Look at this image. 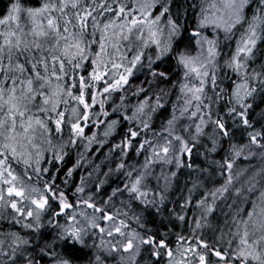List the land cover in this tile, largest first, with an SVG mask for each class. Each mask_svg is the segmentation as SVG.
<instances>
[{
  "label": "snow or ice",
  "instance_id": "snow-or-ice-1",
  "mask_svg": "<svg viewBox=\"0 0 264 264\" xmlns=\"http://www.w3.org/2000/svg\"><path fill=\"white\" fill-rule=\"evenodd\" d=\"M69 4L72 8H78L80 5V0H60V3L57 5L54 2H45L39 8L28 7L25 8L20 0H14L10 5L8 13L0 18V25L8 24L11 26L15 22L16 27H20V17L22 13H27V16L30 18L32 23V34L36 37H48L50 33L55 34L56 43L53 46V51L60 50L61 55L51 54V60L53 61V71L51 77H55L57 83L55 88L51 91L50 94H46L43 89L45 86L51 87L52 80L49 75H41L38 71V66L43 65L45 73L48 72L47 57H42L40 60L31 62L32 71L35 74V79L32 76H29L26 80H21V91L20 95H17V88L15 81L16 76H12L13 85L10 88H5L0 84V108L3 105L8 106V111L5 113V118H0V130L5 129L8 121H11L10 126L6 128V140H15L17 136L24 135L29 142H31L32 137L28 136V133L31 130H34V126H39L45 131L51 133V129L48 128L47 121L41 119L39 115H28L27 120H25L26 113L28 112V104L33 102L37 96L43 97L42 104L44 107L38 109V111L45 113L55 114L57 117L54 121L56 125V132L62 131V126L66 122V112L59 111L58 105L61 103V97L65 91L67 95L72 99L76 100L78 105H83V115H79V107L72 108V113L75 117V122L71 123L72 137L70 142L76 144L77 139L83 137L84 125L87 124L90 118V109L92 105L97 103V95L101 92L103 94H111L112 92L123 89L125 85H128L131 78L135 77L138 73H144L146 76L143 83H147L149 87L147 89L137 86V95L143 94L145 91L152 92L153 84H160L161 82H166L171 79L170 73L164 70H158L155 66L157 62H163L164 59L175 56L177 69L183 68V78L187 81L190 77V74L194 73L195 76L199 79V85H189L187 82L180 83V92L184 95V107L180 108V116H184L189 110L190 106L195 102L196 111L191 112V117L200 116L199 123L196 124L195 134L192 135V140L195 141L197 138L204 134L203 125L211 121L215 125V133L211 137L212 147L207 150V152H215L219 137H230L232 135L231 130L227 127L226 122L221 117H217L215 120L211 118V111L208 114V120H205L203 113L201 112V105L203 104V97L205 95V84L207 79L211 77V83L213 88L218 86V77L216 74L217 67V57L221 55L219 50V40L210 39L208 36L202 35L201 29L208 24L215 25L216 28H222L226 33L225 39H229V35L234 31L236 26L242 24L246 19V10L255 4L256 7L253 9V14L251 17V23L248 24V28L245 33L242 34L241 39L237 41L235 51L230 57L225 60V65L230 68L236 75L237 80L233 81L232 91L229 95L228 103L231 105L227 109L226 115L230 116L235 123L237 120L240 122V125L247 128H254L253 121L250 119L251 110L253 104L249 103V99L255 98V95L259 92L261 95H264V72H257L253 70L251 73L247 71L249 68L250 62L254 61L256 56V48L258 40L264 39V35H261L258 32V28L264 32V0H222V7L217 9L218 15L213 13L214 18L210 19L209 14L206 13V10L202 9L201 14H198V24L197 28L193 29L190 34V39L195 38L196 44L199 46L200 51L192 56L188 53V46L184 48H179V41L183 39L184 24L178 23L179 15L174 16L171 8L173 0H134L133 7L128 8L124 4H120L118 9H115L116 17L124 16L126 23H122L120 27V33H113V36H119V39L112 45L115 48L116 52L119 54L120 62H112L111 69L108 68V62L103 60V56L107 52V41L110 39L108 36V31L110 28L116 27L114 21H109L103 24L101 27L99 21L93 15V12L96 11V8L91 6H86L82 11L76 12V18L78 20V25H72L73 28L79 27V33L69 32V25L72 24L71 18L64 19V33L67 35H62L60 32L59 21L57 17L52 16L53 11H58L62 17H67L66 9ZM160 7L158 14L153 15V10L156 7ZM98 7L103 6V0ZM194 8L195 5H192ZM213 8H216V5H212ZM114 9L111 6L104 8V11L100 13L101 16L105 12L111 13ZM131 15V20L128 21V17ZM47 16V27L44 26L43 17ZM167 16V20L163 21V18ZM91 18L93 21V37L97 29L100 30V50L95 53V59H92L93 68L88 76L80 75L79 76V95H74L72 89L76 86V72L77 70H82L85 65L83 61L89 59V55L86 53L89 51L90 46L95 43V40H90L85 43L83 36L86 33L88 27L87 21ZM139 29V35L137 39L142 41L139 48L136 50L135 55H132L129 59L124 53H120V40L128 41L134 29ZM125 29H127V34H124ZM145 29L147 30V35H145ZM23 31V29H21ZM4 37L3 43L0 44V71L4 72L5 80L8 79L9 71H16L21 74L27 71L26 65L20 63L19 60L12 64L13 60V50L15 49L17 54L26 51L29 47L28 43L22 41L16 31L9 30L7 32L0 33ZM15 37V40L12 39ZM64 40L65 43L63 47L60 48V42ZM23 44V48L21 45ZM205 45L207 46V55H204ZM154 46L156 51L153 55L147 56V65L144 64L145 50ZM35 47L39 50L40 44L35 43ZM5 48H7V58L8 64H4V55ZM65 59L71 65V71L73 74V83L68 85L66 83H60L64 80L67 75V69L65 68ZM26 60L28 58L26 57ZM59 62L60 65V74H57L55 71V62ZM30 62V61H29ZM260 67L264 69V64H261ZM103 68V71L100 69ZM109 72H111V82H109L106 77ZM150 73V78L148 77ZM37 81H43L39 84V88H35L34 84ZM101 81L106 85L102 90L97 88L92 92V101L89 104L86 100V94L88 90L95 85L99 84ZM175 83V82H173ZM226 90L221 88L220 93H216V99H220V95ZM7 92V99H5V93ZM155 96L153 102L152 96ZM168 92L164 87H159L151 95L145 96L143 100L139 101L135 106L134 111L131 116L125 115L124 120L129 122H135L143 130H148L150 128V123L153 118V115L157 113L158 110L164 107L162 103L163 100L167 97ZM179 99V97H178ZM121 100H124V97H121ZM67 103V100L64 101ZM51 104L49 109L47 105ZM205 107H210L205 105ZM100 109L101 113L104 116H108V112L104 109V100H100ZM97 113L96 115H100ZM17 116H19V125L23 129V133L17 131ZM48 119H52L51 115L48 116ZM71 118H69L70 120ZM179 117L176 115V105H173L171 118L167 120V127L162 129V131L172 135L175 132V125ZM260 119L264 120V112L260 113ZM96 123L99 125L102 123L97 120ZM121 123L120 119H113L108 122V127L104 132L105 136L110 135L115 131L116 126ZM187 127V126H186ZM0 135H5L4 131H0ZM140 135V131L129 127L127 133L125 134V139L121 142V145H116V147H131L132 140L137 138ZM250 137V142L248 145H241L237 148L236 145H231V152L233 153V159H228L227 156L224 158L223 164H220L219 161H214V163L220 165L222 168L226 166L227 179L224 184L212 189L210 192L205 191V197L198 201V204L204 211V217L213 213L215 202L218 197H222L227 193L236 177L232 174L233 169V160L236 156L241 155V149L244 147H251L256 145L261 149H264V125H261L260 130H254L248 132ZM176 141L180 143V152L191 154L193 148L189 146V141L181 135H175L173 137ZM88 146L95 142V134L91 137H88ZM49 145H52L51 139L48 141ZM148 140H144L140 143L137 152L139 153L141 149L148 144ZM172 140L165 138V145L162 147V153L158 150V146L153 145V153L161 160L165 162H171L168 157V153L171 150ZM33 147H38L33 144ZM54 149L53 160L63 161L67 153L64 152V145H61L59 149H55V146H52ZM10 150L12 156L15 158L17 156L16 147L11 143H5L3 148H0V152ZM207 154V153H206ZM22 155V154H21ZM249 155H253L252 152H249ZM264 156V153H262ZM43 158V153H37L36 164L37 167L35 172L38 177L41 173H49V168L39 167V161ZM5 159H0V166H3L6 162ZM31 156L24 159V164L26 166L30 165ZM83 159V156H81ZM175 162L177 167H180L183 161L179 155L176 156ZM51 163V161H50ZM79 163V161L77 162ZM151 163L150 160H146L145 167H148V164ZM191 165H189L190 167ZM75 167V166H74ZM124 164L117 165V169H122ZM73 173V169L69 168L66 173L67 177H70ZM8 175L11 177V180L4 181V183L10 184L12 186L8 187L7 192L9 195L8 201H5L4 194L0 191V203L10 204L11 208L14 210V215L11 217V221L15 225H21L22 230H29L30 235H21L20 232L11 231L8 233H0V235L7 236L10 238L9 243H5L4 239H0V264H44V261L47 259L50 261V264H74L76 258V253L83 252L85 249L90 247L95 248L96 245H89L87 238L90 233L95 235L92 232V229L99 228L101 233H104L107 228L101 227L97 221L96 217L93 216L89 218L87 214L83 211L79 212V216L83 219L77 218L76 207L78 205H85L94 210V212H102L103 209L97 208L95 203H92V197L89 199H78L76 205H73L69 202L65 191L59 190L58 186L55 184L56 177L53 176L52 181H44L43 189L37 187H31L30 191L26 193V186L16 187L15 181L19 178L13 174L10 170ZM107 175V173L105 174ZM131 175V173H128ZM176 173L173 172L172 176H175ZM239 174H237L238 176ZM264 177V169L258 173ZM3 176V169L0 167V177ZM145 173H142L140 176H137L135 181L132 182L131 187L129 188L125 185L128 192L135 196L136 199L142 200L145 204H154V200H148V193L142 191V181L144 179ZM84 177H81V183L83 184ZM22 183V182H21ZM105 181L101 180L100 184L96 185L99 189ZM167 183V178H166ZM257 187V181L255 175L249 178V188L248 191L251 192ZM85 188L83 186H77L76 192L83 193ZM119 192V189L114 190V194ZM191 192V190H190ZM15 193L16 197H19V201L11 199L12 194ZM32 193H38L39 195H32ZM236 193H241L240 188H236ZM211 196L212 203H208L207 197ZM261 199H264V191H261ZM165 195L163 192L160 193V202L163 203ZM28 200L30 205L25 208L22 206V202ZM58 204V210L51 212V217L48 220V224L52 225L55 223L56 231L51 239H45L46 233L43 231L44 224L41 223V216L48 211H51L52 204ZM255 208V202H254ZM72 210L69 214L68 210ZM63 215L65 217V222L63 224L59 223L58 218ZM254 212H249V219L254 217ZM53 217L57 218L55 221ZM204 217H201L203 219ZM29 218H31L29 220ZM113 214H104L102 219L105 221H113ZM139 222V217H136ZM179 219L184 220V216H180ZM24 221L21 224V221ZM197 226H200V219L196 221ZM253 229L252 232H259L260 235L249 242V229L247 227L248 221H244L245 230L240 240V247L229 252L228 249H225L223 252L219 248L214 249V256L220 258L223 261V264H264V208L261 209L260 215L257 219H252ZM128 225L124 220H120L119 225L114 226L111 231H108V235L112 236L113 232L124 236L125 233L122 229L127 228ZM143 227V225H141ZM139 237V233L132 231L128 233V239L126 243L122 244V247L125 252L130 250L139 251L140 244H149L155 245L157 249H168L167 255L169 257V264H172V251L168 247V244L164 239L159 240V243L156 244L155 237H148L147 239L141 238L139 244H135L134 241ZM184 237H178V240H183ZM104 241L101 240V246L104 245ZM119 243V242H118ZM203 244L204 249L207 250L209 245L203 240L200 241ZM109 252L119 251L117 244H111L107 249ZM160 251H154L153 255L159 256ZM234 257V259L225 260V257ZM207 254L205 252L199 253L200 264H206ZM88 264H105V259L100 254H95L94 260L90 259Z\"/></svg>",
  "mask_w": 264,
  "mask_h": 264
},
{
  "label": "trees",
  "instance_id": "trees-1",
  "mask_svg": "<svg viewBox=\"0 0 264 264\" xmlns=\"http://www.w3.org/2000/svg\"><path fill=\"white\" fill-rule=\"evenodd\" d=\"M44 0H20L25 8L32 7L38 8ZM14 0H0V18H3L9 11L10 5ZM206 0H173L171 11L174 16L179 15L178 23L184 24L183 39L179 41V48L188 46V53L193 52L195 47V38L190 39V34L193 29L197 28L198 14H201L204 3ZM86 4V3H85ZM192 5H195L193 8ZM256 7L252 4L246 10L247 19L240 25L236 26L234 31L229 35V39H225L226 35L218 34L216 39L219 40L221 55L217 57V77L218 86L211 92V86H206L205 100L211 98L212 104L209 111H211V118L215 120L217 117L223 118L227 127L231 130L232 135L230 137H219L217 134V147L215 152H207L211 147H206L204 143L194 144L193 151L191 152V158L187 155L183 156V163L180 167L174 171L175 176L170 175L167 188L161 186V183L155 182L153 176L148 177L147 181L150 182V188H146L148 200H154V204H145L137 201L134 195L127 192L125 185L129 187L130 178L138 169H140L148 158V149L154 143V141L162 135V129L166 128L167 120L171 118L173 105H176V115L179 112L180 104V83L184 82L183 68L177 69L175 56L168 57L163 62H157L155 65L158 70H164L170 73L171 79L160 84H153L152 92L145 91L143 94L137 95V86L147 89L149 85L143 83L146 76L144 73H138L135 77L131 78L128 85H125L123 89H118L111 94L100 93V99L96 104L92 105L90 111V118L84 127V135L77 139L76 144L70 142L72 137L71 123L75 122V117L72 113V108L79 107V115H83V105H78L77 101L67 95L65 91L61 97V103L58 105L59 111L66 112V122L62 126L61 132H56V125L54 123L57 118L55 114L39 113L41 119L47 121L48 128L51 129V133L47 132L48 141L51 139L52 145H49L47 150L43 154V158L39 162V167L49 168V173H41L38 177L35 172L37 166H26L20 162L15 161L11 156H8L6 162L12 169L19 174L27 183L32 184L33 187L43 189L44 181H52L53 176L56 177L55 184L59 190L65 191V194L73 205H76L78 199H89L92 197L91 202L95 203L97 208L103 209L102 212H94L90 207L83 204L76 207V211L85 212L88 217L93 215L103 216L105 213H120L117 215L120 218H124L128 221L129 228L139 233L137 242L141 238L147 239L148 237H155L156 244L159 240L164 239L168 244L171 251H174L179 246L186 248L191 247L193 250L197 249V253L205 252L210 264L219 262V260H213V250L219 248L222 252L228 249L229 252L234 251L238 237L232 235V227L242 217L244 209H248L251 205L252 197L255 192L264 190V177L258 175L262 169H264V149L259 148L256 145L251 147H244L241 149V155L236 156L233 160L232 174L236 179L233 182V186L224 196L218 197L215 202L213 213L204 217V211L198 204L202 198L205 197V191H211L224 184L227 179L226 166L222 168L220 165L214 163L219 161L223 164L225 156L228 159H233V153L230 148L231 145H236L239 148L241 145H248L250 137L248 132L254 130H260L261 125H264V120L260 119V113L264 112V95L259 92L255 95L254 100L249 99V103L253 104L251 110L250 119L253 121L254 128H243L240 122L237 120L235 123L233 119L226 115L227 109L231 107L228 103L229 95L232 91L233 81L237 80V75L225 65V60L232 55L235 51L238 37L244 33L248 24L251 23V17L253 9ZM97 9L95 13L102 11ZM112 16V13H106L100 16V23L108 20ZM69 17V16H68ZM70 18V17H69ZM167 20V16L164 17ZM60 29H64L63 17L61 14L58 17ZM75 25V21L71 20ZM89 25V23H88ZM264 27V26H262ZM77 29L73 28L72 30ZM258 32L264 35V32L258 28ZM89 37L83 36V40L87 43ZM98 38H95V43L90 46V54L96 50L98 46ZM91 56V55H90ZM147 56L145 52L144 64L147 65ZM26 63V62H25ZM91 59L89 58L84 63L85 67L82 70L76 72V86L72 89L74 95H79V76H88L91 72ZM264 64V39L258 40L256 48V56L254 61L250 62L247 71L251 73L253 70L257 72H264V69L260 67ZM67 70V75L60 83H66L71 85L73 83V74L70 66ZM30 76H33L32 71L27 70ZM150 78V73H148ZM111 82V78H106ZM175 82V83H173ZM105 86L101 81L98 84L99 89ZM159 87H164L168 92L165 100L162 101L164 107L157 111L153 115L148 130H143L135 122H129L124 120L125 115L131 116L135 109V106L139 101L143 100L145 96L151 95ZM96 88V89H97ZM221 88L226 91L220 95V99H216V93H220ZM93 87L90 88L86 94V100L89 104L92 101ZM124 97V100H121ZM179 97V99H178ZM104 100V109L108 112V116H104L100 109V100ZM67 100V103L64 101ZM154 102L155 96H152ZM205 102V101H204ZM40 99L37 97L33 102L28 104V112L31 113L38 109ZM203 104L202 107H204ZM31 109V110H30ZM27 112V113H28ZM36 113V112H35ZM34 113V114H35ZM101 113L100 115H96ZM51 115L52 119H48ZM69 118H71L69 120ZM113 119H120L121 123L116 126L115 131L110 135L105 136L103 131L108 127V122ZM99 120L102 123L99 125L96 121ZM129 127H133L140 131V135L132 140L131 147H116L121 145V142L125 139ZM215 130V128H214ZM211 131V130H210ZM105 132V131H104ZM95 134V142L88 146V137ZM144 140H148L149 143L145 145L140 152H137L140 143ZM264 143V141H262ZM49 144V143H48ZM61 145H64V152L67 153L63 161L53 160L54 149H59ZM252 152L253 155H249ZM207 153V154H206ZM83 156V159H81ZM51 161V163H50ZM79 161V163H77ZM124 164L122 169H117V165ZM189 165H191L189 167ZM75 166V167H74ZM72 168L73 173L70 177L66 176L68 169ZM245 168L246 171H241ZM239 176L236 173L240 172ZM107 173V175H105ZM131 173V175H128ZM154 175V173H153ZM255 175L257 181V187L249 192V178ZM84 177L83 184L81 183V177ZM101 180L105 183L97 189L96 185L100 184ZM77 186H83L85 191L83 193L76 192ZM236 188L241 189V193H236ZM119 189V192L114 194V190ZM191 190V192H190ZM163 192L165 199L163 203L160 202V193ZM152 197H151V196ZM208 203H212V198L209 195L207 198ZM226 200L225 204H221L223 200ZM129 206H127V205ZM58 210V204H52L51 211L42 214L41 223L44 224L43 231L46 233L45 239H51L52 235L58 231L55 227V223L48 224V220L51 217L52 211ZM249 210V209H248ZM71 214V209L68 210ZM14 215V211L10 208L2 209L0 206V233H8L11 231L20 232L21 235H30L29 230H22L21 225H15L11 221V217ZM180 216H184L185 219H179ZM136 217H139V222ZM201 217H204L201 219ZM57 218L53 217L55 221ZM197 219H200V226H197ZM59 223L65 222V217L61 215ZM24 221H21V224ZM143 225V227H141ZM95 235L90 233L87 238L88 244L91 246L96 245L95 248L85 249L83 252L76 253L74 264H88L89 260H94L95 254H100L105 259V264H167L168 261V249H157L155 245L140 244L139 251L134 260L130 262L124 261L121 263L117 258L123 257V250L121 249L120 239L122 236L115 234L112 237L111 242L106 244L104 233H101L99 229H92ZM178 237H184L183 240H178ZM7 236L0 235V239H4L5 243H9ZM101 240L105 243L101 246ZM203 240L209 245L207 250L204 249L203 244L200 241ZM119 242V243H118ZM122 243V242H121ZM111 244H117L119 251L109 252L106 249ZM160 251L159 256L153 255L154 251ZM230 259V256L225 257V260ZM221 262V261H220ZM223 262V261H222ZM44 264H50L47 259Z\"/></svg>",
  "mask_w": 264,
  "mask_h": 264
},
{
  "label": "rangeland",
  "instance_id": "rangeland-1",
  "mask_svg": "<svg viewBox=\"0 0 264 264\" xmlns=\"http://www.w3.org/2000/svg\"><path fill=\"white\" fill-rule=\"evenodd\" d=\"M45 2H54L58 5L60 3V0H44L43 3H45ZM101 2H102V0H80V5L78 8H72L71 5L69 4L68 8L66 9L67 17H63V22H64L65 18L70 17L71 20L73 19L75 21V25H78V20H77L76 15H75L76 12L82 11L86 6H91L93 8H96V10L100 9L101 7H98V5H100ZM133 2H134V0H103V6L104 7L102 8V11H100V13L103 12L104 8H106L108 6H111L114 9V11L111 12L112 16L108 20H105L103 23L99 22L101 27L103 26L104 23L109 22V21H114L115 25H116V27L110 28L108 31V36L110 37V39H108V41H107V52L103 56V60L108 62V68L109 69H111L112 62H116V63L120 62L119 54L116 52L115 48H113V46H112L119 39V36H113L112 34L113 33H120V27L119 26L122 23H126L125 17L123 15L120 17H116L115 9H118V6L120 4H124L128 8H132ZM213 4L216 5V8L212 7ZM41 5L39 7H41ZM220 7H222V0H206V2L204 3L203 9L206 10L207 14H209V18L212 19V18H214L212 16L213 13H215L217 15L219 14L217 12V9ZM159 11H160V7L158 6L153 10V15L158 14ZM100 13L93 12V15L96 17L97 21L100 20V16H101ZM106 13H108V12H105V14ZM51 14H52V16L57 17V19L60 15V13L58 11H53ZM42 19H43L44 26L47 27V16L43 17ZM130 20H131V15H129V17H128V21H130ZM163 21H166V20L163 18ZM88 23H89V25H88V27L86 29V33H85V35H87L89 37L88 40L90 41L93 39L95 40V38H98V43H97L98 46H97L96 50L93 51L91 54L89 51L86 53L87 55H89V58L91 59V62H92V59L96 58L95 53L100 50L99 41H100L101 32L99 29H97L95 32V36L93 37V35H92V33H93V27H92L93 21L91 20V18L88 19L87 24ZM31 28H32L31 20L27 16V13L25 12V13L21 14L20 27L19 28L16 27L15 22H13L11 24V26H9L8 24L0 25V33L7 32L10 29L13 31H16L17 35L20 36L22 41L27 42L29 45L28 49L26 51H23L20 54H17L15 49L13 50V60H12L13 65H15L17 60H19L20 63H24L26 65L27 70L29 69L30 71H32L31 62L38 61L42 57H47L48 72L45 73L43 65H39L37 70L40 71L42 76L43 75H49L51 77V73L53 71V61L51 60V54H55V55H61L62 54L60 50L53 51V46L56 43V36H55V34L50 33V35L48 37H36L32 34ZM76 28L77 29L72 30L73 29L72 24L69 25V32H75L78 34L79 33V27H76ZM21 29H23V31H21ZM60 32L62 35H65V36L67 35V33H64V29L63 30L60 29ZM201 32H202V35L208 36L210 39H216L218 34H221L222 36L226 35V33L224 32V30L222 28H216L215 25H213V24L206 25L205 27H203L201 29ZM124 34H127V29H125ZM242 34L238 37V40L241 39ZM138 35H139V29L137 28V29H134V31L132 32L130 39L128 41L120 40V53H124L125 55H127V57L129 59L131 58L132 55H135L136 50L139 48L140 44L142 43V41L137 39ZM145 35H147L146 29H145ZM3 39H4V37L2 35H0V44L3 43ZM12 39L15 40V37H12ZM37 42L41 46L39 50L35 47V43H37ZM64 43H65V41L61 40L60 48L63 47ZM21 47L23 48V44L21 45ZM206 49H207V46L205 45V50H204L205 56L207 55ZM155 51H156V49L154 46L145 50V52L148 55L151 54V55H153V57H154ZM199 51H200L199 46L195 43V47H194L193 52H191L189 54L192 56H195ZM26 57L28 58V60H26ZM3 62L5 65L8 64L7 48H5V55H4V61ZM85 62H86V60L83 61V64ZM67 65L71 67V65L68 63L67 59H65V68ZM91 66H92L91 67V71H92L93 64ZM66 69L68 70V67ZM100 70L103 71V68H101ZM217 70H218V67H216V73H217ZM55 71L57 74H60V65H59L58 61L55 62ZM32 73H33L32 77L35 79V74L33 71H32ZM4 76H5L4 72L0 71V84H2V86L5 88H10L13 85V80L11 78L12 76L17 77V79L15 81V85L17 88V95H20V91L22 88L21 80H26L30 75L28 74L27 71L23 74L16 72V71H9L7 80H5ZM106 78H111V72H109V74ZM51 80H52L51 87L46 85L45 88L43 89V91L46 94H50L51 91L55 88V85L57 83V80L55 79V77H51ZM184 82L189 83L190 86L193 84L197 85V86L199 85V79L195 76L194 73L190 74L189 79L187 81L184 80ZM40 83H43V81H37L34 84V87L39 88ZM207 85L211 86V88H212L211 92H213V90L215 88H213V86H212L211 77H209L207 79V83L205 84V92H206V86ZM105 86H103L102 89ZM97 87H98V84L93 87V90H96ZM37 97L40 99V103L38 105V109H40V108L44 107V105L42 104L43 97H40V96H37ZM179 97H180V104L178 107L179 112L177 114L179 119L177 120L176 125H175V132L172 135H169V133L163 131L162 135H160L154 141V143L149 147L147 160H150L151 163L148 164V167H145V163H146L145 162L143 164V166L140 169H138L136 171V173H134V175H132V177L130 178V182H129V188L131 187L132 182L135 181L136 177L140 176L142 173H145L144 179L142 181V191L147 192L146 188L147 187L150 188V186H149L150 182L147 181V178L151 177V176L154 177L156 183L158 180H160V181H158V183H161V186H163L164 188H167V184L169 182L170 175H172V173L174 171H176V169L178 168L176 165V162H175L176 156L179 155L181 157V160L183 159L184 155H187L188 158H191V154L189 155L188 153H181L180 152V143L173 138L175 135L183 136L185 138V140L189 141V146L192 148H193L194 144H200L201 142L204 143V145L206 147H212L211 137L214 134H216L215 130H214L215 125L211 121L204 124L203 125L204 134L199 136L197 138V140L193 141L192 135L195 134L196 124L199 123L200 116L198 115L196 117H191V112L196 111L195 102H193V104L190 106V110L184 116H180V108L184 107L185 97L181 92H180ZM5 99H7V92L5 93ZM99 99H100V94L97 95V101ZM211 102H212L211 98L206 101L205 95H204L203 104L211 106V104H212ZM203 104L201 105V112L203 113L205 120H208V114H209L210 107H205V106L202 107ZM47 107L50 109L51 104L47 105ZM38 109H36L35 111H32L31 113H29V112L26 113L25 120H27L28 115L35 116V115H38L39 113H41V111H38ZM7 111H8V106L5 104V105H3L2 108H0V118H5V113ZM42 113H45V112H42ZM45 115H48V113H45ZM19 119H20L19 116H17V131L20 133H23V129L19 125ZM10 124H11V121L9 120L5 126V129L0 130V131L5 132V135H0V148H3V145L5 143H11L16 147L17 156L14 158L11 154V151L6 150L3 152H0V159H5V157L11 156L15 161L24 164V162H23L24 159L28 158L30 155L31 156L30 165L37 166V164H36L37 153L42 152L44 154L45 150H47V148L49 147L48 138H47L48 137L47 131H45L43 128H40L37 125V126H34V130H31L28 133V136L32 137L31 142H29L28 139L24 135L17 136L15 138V140H6V138H5L7 135L6 128L8 126H10ZM166 127H167V125H166ZM104 131H103V133H104ZM165 138L172 140L171 150L168 153V157L171 160L170 163L159 159L153 153V145H156V146H158V150H160V154L163 155L162 147L165 145ZM33 144L37 145L38 147H33L32 146ZM0 167H2V169H3V176L0 177V191L3 192L5 201H8L9 195H8L7 189H8V187H10L12 185L4 183V181L11 180V177L8 175L9 164L7 162H5V164L3 166H0ZM10 170L13 172L14 175H16L19 178L17 181H15L16 187L26 186V193L28 191H30V188L33 187L32 184L27 183L23 178H21L19 176V174H17V172H15V170L12 169L11 166H10ZM241 171H246V170H245V168H243V169H241ZM241 171L239 173L237 172L236 175L242 174ZM153 173H154V175H153ZM166 178H167V183H166ZM262 191H264V190H262ZM127 192H128V190H127ZM260 194H261V191L254 193V195L252 197L251 205L248 208L249 210L244 209L243 210L244 212H242L243 213L242 217H240V219L232 227V230H233L232 235H234L236 238L238 237L234 251L237 250L241 246L240 240H241V236L243 235V232L245 230L244 221H248L247 227H248L249 233H250L249 242L256 239L260 235L259 232H256V233L252 232V229H253L252 219H257L260 215L261 209L264 208V199H261ZM32 195L38 196L39 194L38 193H32ZM11 199H15V200L19 201V197H16L15 193L12 194ZM137 201L140 203H144L142 200L137 199ZM254 202H255V208H254ZM225 203H226V200L224 199L221 202V204H225ZM29 205H30V202L28 200H25L22 202V206H24L25 208H27ZM0 206L2 209H4V208L12 209L10 204L0 203ZM127 206H129V205H127ZM249 212L255 213V215L252 219H249V216H248ZM109 213L114 215L115 218L113 221H105L102 219L103 216L93 215L96 217V221L101 227L107 228V230L104 232L105 237H107V239H106L107 246L111 242L112 237H114L115 234H117V233L113 232V235L109 236L108 231H111L114 226L119 225L120 220H124L127 225L130 224L124 218H120L119 216H117V215H121L120 213H115V212L114 213L109 212ZM109 213L107 212L105 214H109ZM91 217H89V218H91ZM77 218L83 219L82 217L79 216V212L77 213ZM30 219L31 218H29V220ZM97 229H99V228H97ZM122 230L124 231L125 235L119 241H120V245H121L120 247L123 250V252H122L123 257H121V258L119 257V258H117V260L120 261L121 263H123L125 260L126 261L130 260V262H131L134 260V258L138 252L135 250V248L133 250L125 252L123 247H122V244L127 242L128 233L132 232L133 229L129 228V226H128L127 228L122 229ZM7 240L10 241V238L8 237ZM134 243L138 244L137 239L134 241ZM197 252H198L197 249L193 250L191 247L186 248L184 246H179V247H177V249L172 251V254H173L172 255V264H200L199 254H196ZM213 254H214V252H213ZM213 258H214L213 259L214 261L219 260V262H214L213 264H223V262L220 260V258H217L215 256ZM230 259H234V257L230 256ZM167 264H169V257H168ZM206 264H210L208 258L206 260Z\"/></svg>",
  "mask_w": 264,
  "mask_h": 264
}]
</instances>
